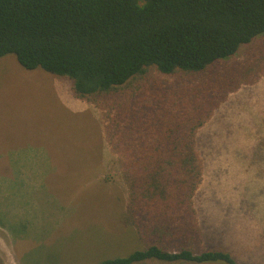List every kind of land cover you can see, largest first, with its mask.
Returning <instances> with one entry per match:
<instances>
[{
    "label": "trees",
    "instance_id": "obj_1",
    "mask_svg": "<svg viewBox=\"0 0 264 264\" xmlns=\"http://www.w3.org/2000/svg\"><path fill=\"white\" fill-rule=\"evenodd\" d=\"M262 36L264 0H0V58L68 78L102 113L128 189L122 219L144 247L99 264H239L204 245L196 137L259 81L236 58Z\"/></svg>",
    "mask_w": 264,
    "mask_h": 264
},
{
    "label": "rangeland",
    "instance_id": "obj_2",
    "mask_svg": "<svg viewBox=\"0 0 264 264\" xmlns=\"http://www.w3.org/2000/svg\"><path fill=\"white\" fill-rule=\"evenodd\" d=\"M236 60L258 64L260 79L231 94L198 132L203 181L193 203L207 248L264 264V36ZM71 84L23 68L13 54L0 58V204H37L43 216L27 240L0 227V264H99L144 247L122 219L128 189L102 113L76 99ZM15 165L30 170L16 178ZM11 180L20 193L28 188L22 199L7 195Z\"/></svg>",
    "mask_w": 264,
    "mask_h": 264
},
{
    "label": "crops",
    "instance_id": "obj_3",
    "mask_svg": "<svg viewBox=\"0 0 264 264\" xmlns=\"http://www.w3.org/2000/svg\"><path fill=\"white\" fill-rule=\"evenodd\" d=\"M14 167L16 178H20L24 172L30 170L27 165H15ZM11 184L12 190L15 191L9 192L7 195H17V199H22L28 188L20 193L19 188H16L17 181L11 180ZM53 223V220H48L49 225H53ZM42 225L43 216L37 204H0V227L6 236L18 241L27 240L37 236L35 230Z\"/></svg>",
    "mask_w": 264,
    "mask_h": 264
}]
</instances>
